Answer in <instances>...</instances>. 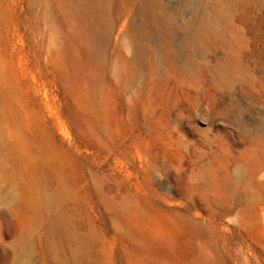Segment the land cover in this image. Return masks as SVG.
<instances>
[{"label":"rangeland","instance_id":"rangeland-1","mask_svg":"<svg viewBox=\"0 0 264 264\" xmlns=\"http://www.w3.org/2000/svg\"><path fill=\"white\" fill-rule=\"evenodd\" d=\"M0 264H264V0H0Z\"/></svg>","mask_w":264,"mask_h":264}]
</instances>
